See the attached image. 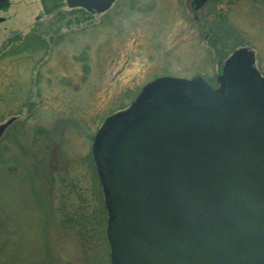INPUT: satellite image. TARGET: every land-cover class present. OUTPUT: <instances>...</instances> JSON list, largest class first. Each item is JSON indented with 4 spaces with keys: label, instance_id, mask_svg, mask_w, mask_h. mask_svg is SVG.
I'll return each mask as SVG.
<instances>
[{
    "label": "rangeland",
    "instance_id": "374dc122",
    "mask_svg": "<svg viewBox=\"0 0 264 264\" xmlns=\"http://www.w3.org/2000/svg\"><path fill=\"white\" fill-rule=\"evenodd\" d=\"M118 0L102 15L68 8L52 25L39 0H7L0 48L29 33L42 50L0 63V264H85L61 213L91 199L92 145L104 121L162 76L215 83L245 48L264 77V0ZM12 51V50H10Z\"/></svg>",
    "mask_w": 264,
    "mask_h": 264
},
{
    "label": "water",
    "instance_id": "95a60500",
    "mask_svg": "<svg viewBox=\"0 0 264 264\" xmlns=\"http://www.w3.org/2000/svg\"><path fill=\"white\" fill-rule=\"evenodd\" d=\"M253 63L233 52L218 90L157 79L104 121L91 152L111 264H264V80Z\"/></svg>",
    "mask_w": 264,
    "mask_h": 264
},
{
    "label": "trees",
    "instance_id": "16d2710c",
    "mask_svg": "<svg viewBox=\"0 0 264 264\" xmlns=\"http://www.w3.org/2000/svg\"><path fill=\"white\" fill-rule=\"evenodd\" d=\"M46 16L55 15L52 25L57 29L61 27L66 17L71 13H60V8L66 4V0H39ZM33 33V32H32ZM32 33L24 37L15 38L12 42H6L0 48V63L8 56L21 53H35L42 50L45 41ZM12 50V51H10ZM93 161V160H92ZM93 190L91 199L79 198L72 211L61 213V225L72 231L79 240L82 248H87L90 253L85 255V264H111V247L107 238L108 211L102 187L93 161Z\"/></svg>",
    "mask_w": 264,
    "mask_h": 264
},
{
    "label": "flooded vegetation",
    "instance_id": "af4514ba",
    "mask_svg": "<svg viewBox=\"0 0 264 264\" xmlns=\"http://www.w3.org/2000/svg\"><path fill=\"white\" fill-rule=\"evenodd\" d=\"M207 1H209V0H192V3L194 4V6H192L193 7V10L196 12V11H198L201 7H202V5L205 3V2H207ZM118 2V0H113V2L110 4V6L107 8V9H105V10H103V11H100V12H98V11H94L93 9L92 10H87V9H83V8H81V7H76L78 10L79 9H83L85 12H87L88 14H90V15H102L103 13L105 14V13H107L112 7H113V5L114 4H116ZM7 3V0H0V12H2L3 10H5L6 9V6H5V4ZM0 22H2L1 21V18H0ZM230 57V55L226 58V59H224V62L228 59ZM253 59H254V56H253ZM223 65H224V63H223ZM223 65H222V67H223ZM222 67H221V74H222ZM253 68L257 71V73L259 74V76L264 80V77L262 76V74H261V72L259 71V69L256 67V65H255V61H254V63H253ZM220 76L221 75H219L216 79H215V83H211V82H209V81H206L205 79H203L202 77H200V76H195V77H200L208 86H210L212 89H214V90H218V89H220V87H221V85H220V83H219V81H218V79L220 78ZM162 78H174V77H168V76H162V77H157V78H155V79H153V80H151V81H149V82H147L146 84H144V85H142L141 87H140V89L139 90H143V88L146 86V85H148V84H150V83H152V82H154V81H156L157 79H162ZM174 79H182V78H174ZM186 80V79H185ZM138 95H139V93H138ZM137 95V96H138ZM137 96L134 98V100L130 103V105H129V107L128 108H130V106L136 101V99H137ZM127 108V109H128ZM14 119V118H13ZM12 124V123H11ZM11 125H9L4 131H3V133L1 134V136H0V141L2 140V138L4 137V135H5V133H6V131L9 129V127H10Z\"/></svg>",
    "mask_w": 264,
    "mask_h": 264
}]
</instances>
